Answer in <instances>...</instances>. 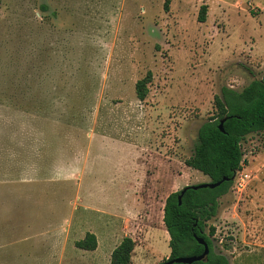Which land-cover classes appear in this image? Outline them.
<instances>
[{"label": "rangeland", "instance_id": "obj_1", "mask_svg": "<svg viewBox=\"0 0 264 264\" xmlns=\"http://www.w3.org/2000/svg\"><path fill=\"white\" fill-rule=\"evenodd\" d=\"M256 78L264 0H0V264H111L126 236L130 264L168 259L166 198L210 182L198 130ZM243 151L209 223L230 264H264V132Z\"/></svg>", "mask_w": 264, "mask_h": 264}, {"label": "trees", "instance_id": "obj_2", "mask_svg": "<svg viewBox=\"0 0 264 264\" xmlns=\"http://www.w3.org/2000/svg\"><path fill=\"white\" fill-rule=\"evenodd\" d=\"M207 14L208 5H202L198 20L205 22ZM152 80L153 73L148 71L137 81L136 93L140 100L147 98ZM224 119L223 132L220 124ZM258 132H264V79H253L241 91L222 87L221 95L215 96V113L200 126L194 154L186 164L208 176L210 182L227 180L216 188H188L182 197L181 189L167 197L163 221L170 236L171 253L159 264H186L167 262L178 257L201 255L205 245L198 239L208 244L210 252L205 260L192 264H230L229 257L217 244V228L209 222L218 216L221 197L230 191L237 173L243 169V140ZM135 245L132 237H124L113 250L110 263L130 264ZM76 246L88 251L96 250V234L88 232L76 242Z\"/></svg>", "mask_w": 264, "mask_h": 264}, {"label": "water", "instance_id": "obj_3", "mask_svg": "<svg viewBox=\"0 0 264 264\" xmlns=\"http://www.w3.org/2000/svg\"><path fill=\"white\" fill-rule=\"evenodd\" d=\"M224 120H222L221 124H220V129L224 132V127H223V124H224ZM227 180V178H224L223 180L219 181V182H205V183H200V184H196V185H188V186H185L184 188H182V192H181V197L182 195L185 193V191L188 189V188H192V189H199V188H216L218 186H220L222 184L223 181ZM180 197V199H181ZM199 242L201 244H204L205 245V251L199 255V256H188V257H178V258H175L173 260H170L169 262L167 263H174V262H177V263H186V264H192L196 261H200V260H205L206 257L209 255V246L207 243H205V241L203 239H198ZM163 264H166V263H163Z\"/></svg>", "mask_w": 264, "mask_h": 264}, {"label": "crops", "instance_id": "obj_4", "mask_svg": "<svg viewBox=\"0 0 264 264\" xmlns=\"http://www.w3.org/2000/svg\"><path fill=\"white\" fill-rule=\"evenodd\" d=\"M167 199V198H166ZM166 202V201H165ZM164 206H165V204H164ZM164 222V221H163Z\"/></svg>", "mask_w": 264, "mask_h": 264}]
</instances>
